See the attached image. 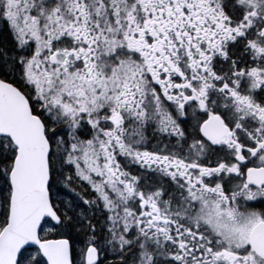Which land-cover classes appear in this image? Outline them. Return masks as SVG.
<instances>
[{
	"label": "snow or ice",
	"instance_id": "1",
	"mask_svg": "<svg viewBox=\"0 0 264 264\" xmlns=\"http://www.w3.org/2000/svg\"><path fill=\"white\" fill-rule=\"evenodd\" d=\"M0 264H264V0H0Z\"/></svg>",
	"mask_w": 264,
	"mask_h": 264
}]
</instances>
